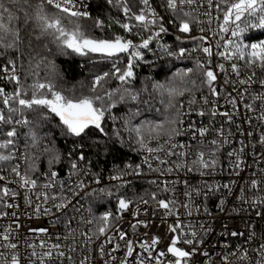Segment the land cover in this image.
Returning a JSON list of instances; mask_svg holds the SVG:
<instances>
[{
  "label": "snow or ice",
  "instance_id": "1",
  "mask_svg": "<svg viewBox=\"0 0 264 264\" xmlns=\"http://www.w3.org/2000/svg\"><path fill=\"white\" fill-rule=\"evenodd\" d=\"M103 4L116 15L94 16L89 0H0V264H264V0ZM113 25L123 34H100ZM149 52L183 66L164 80L139 79V68L156 63ZM69 55L86 58L81 68H108L69 85L55 62ZM221 91L231 111L214 106ZM241 115L243 138L225 155L242 184L153 179L158 191L135 193L145 167L160 177L215 176L233 135L215 118L232 125ZM57 130L70 144L64 152ZM102 156L120 161L108 186L94 171ZM237 217L242 228L228 223ZM42 218L63 234L25 227Z\"/></svg>",
  "mask_w": 264,
  "mask_h": 264
},
{
  "label": "trees",
  "instance_id": "2",
  "mask_svg": "<svg viewBox=\"0 0 264 264\" xmlns=\"http://www.w3.org/2000/svg\"><path fill=\"white\" fill-rule=\"evenodd\" d=\"M91 12L93 15H102L104 18H106L109 14L115 16V12L109 13L107 10V6L103 4V0H94L93 5L91 7ZM113 33H119L123 34L122 30L119 29L116 25H113L111 30L105 33H100L101 35H108L111 36ZM166 40L169 43H172L171 37H166ZM146 58L155 60L156 63L149 66L144 65L141 68H139L138 71V78L143 79L146 76H152L153 79H159L164 80L165 76L171 75V72L168 71L170 68L171 71H175L176 67H182L183 64L180 62H174L173 64H166L164 60H157L155 56L152 55V53H146ZM86 58H81L78 56H56L55 62L58 67V70L63 75L64 80L69 84H77L81 80H86L89 75L91 74L88 69H91L92 72L100 71V70H107L108 65L105 63H97L92 64L91 62L85 63L84 68H81V63H84V60ZM3 61L0 60V64L3 65ZM157 65L163 66L159 67ZM0 84H3V82L0 81ZM6 88H8L7 85H4ZM47 131V129H45ZM53 138L56 142V147L64 152L68 147H70V144H66L62 137L59 136L58 130L53 134ZM127 159L131 160L133 163H137L138 160V154L135 152H128L127 153ZM120 161H113L111 158L105 159L103 156L99 159L98 162H96V166L94 167L96 171H100L102 173L110 172V168L114 166V164H119ZM41 170L47 171V163L46 161L41 162ZM134 191L138 195H145L146 193H149L152 191V187L146 183L139 182L135 183ZM129 195H132V192H129ZM112 210H115V201L112 202L110 205Z\"/></svg>",
  "mask_w": 264,
  "mask_h": 264
},
{
  "label": "built area",
  "instance_id": "3",
  "mask_svg": "<svg viewBox=\"0 0 264 264\" xmlns=\"http://www.w3.org/2000/svg\"><path fill=\"white\" fill-rule=\"evenodd\" d=\"M93 2L94 0H89V10L91 11V7L93 5ZM3 65L0 64V67H2ZM2 82V81H1ZM217 83H220L219 81ZM8 86V85H7ZM8 90H11L10 86H8L7 88ZM205 92H207V89H205ZM225 93L223 91H221V99L219 100V103L214 105L215 107L218 108V110L220 111H231V106L228 105L226 103V101L223 99ZM235 95V93H234ZM210 99H212V97H210ZM241 112H243V109H242V106H241ZM191 119L193 120H197L199 122V118L196 117L195 115H193L191 117ZM243 121V116H237L235 122L232 124V125H229L225 122V118L222 117V116H218L215 118V127H220L221 125L224 126L225 130H231L232 131V143L228 146L225 147L224 151L220 153V162H221V165H222V170H218L217 174L213 177H199L198 175H195V174H188L187 176L184 175V173H180L179 175H173V176H167V177H160L159 174L157 173H149L147 168L145 167L144 171H145V175L141 178H139L138 180L135 181V183H139V182H143V183H146L148 185H150L152 187V191H150L149 193L153 192V191H158V189L156 188L155 185H152V184H149L148 181L149 180H153V179H156L158 181H163V180H168V181H171L172 179H192V181L195 183V182H199L201 179H204V180H207L208 182L212 183V182H220V183H228L230 182L231 180L235 179L237 180L238 182H240L242 184V181L240 180V177H235L234 175H230L229 174V167H228V163H227V158H226V155L225 153L227 151H230L232 150L233 148H238L239 147V140L242 139L243 137H240L239 135V131L237 130V127L236 125L237 124H240L242 128H246L247 127V124L246 123H242ZM203 123L204 124H208L209 123V120L207 119V117H205L203 119ZM212 135H215V133L213 132ZM179 140V142L181 143H185V142H189V138L187 136H181V137H178L177 138ZM252 142V138H248L246 140V143H250ZM246 159L248 161L249 164H252L253 167L251 169H246L244 172L241 173V176L244 178V179H248V176H249V173L250 171L254 170L255 169V165L253 163V160H252V155H251V151L250 150H247L246 149ZM140 159L141 157L138 155V160H137V163L140 162ZM111 169V168H110ZM94 171L95 168H94ZM66 173V168H65V172H62V176ZM105 177L104 181H103V184L101 186H108L109 185V181L107 180V175L109 174V171L106 172V173H102ZM3 182H0V185H2ZM112 183H116V182H112ZM92 187H97L96 185H92ZM144 217L142 216L141 219H143ZM22 219H25L26 218H22ZM133 218L130 217L128 214H125V220L122 221L121 223H123L125 225V227L127 226V222L129 220H132ZM245 219H247V217H245ZM243 220H241L239 217H237L235 220H229L228 223L232 226H240L241 228L243 227ZM4 221H0V226H3L4 225ZM27 226H31V227H49L50 229V232L51 231H55L56 234H63V228L62 226H58L57 229L55 230H52L51 229V225H50V221L47 219V218H42L40 220H31V221H26L25 223V227ZM73 226H75V222L73 224ZM21 231L23 232V229H21ZM143 231V230H141ZM153 232H155L156 230L153 229L152 230ZM152 233H149V236H151ZM219 237V232H217L214 236V239L215 238H218ZM226 242L229 243L230 245H233L235 246L236 244H239V243H242L243 242V238L242 237H238V238H227L226 237ZM122 243V242H121ZM96 245H92V248L95 249ZM93 257L95 258V252H93Z\"/></svg>",
  "mask_w": 264,
  "mask_h": 264
}]
</instances>
